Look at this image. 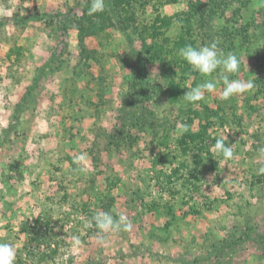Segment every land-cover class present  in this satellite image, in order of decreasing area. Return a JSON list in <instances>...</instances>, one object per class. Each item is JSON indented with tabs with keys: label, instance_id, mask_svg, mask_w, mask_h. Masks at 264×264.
Wrapping results in <instances>:
<instances>
[{
	"label": "rangeland",
	"instance_id": "1",
	"mask_svg": "<svg viewBox=\"0 0 264 264\" xmlns=\"http://www.w3.org/2000/svg\"><path fill=\"white\" fill-rule=\"evenodd\" d=\"M210 1L89 15L90 0H0V242L15 264H264V0ZM212 42L252 90L222 100L221 70L179 56ZM205 80L215 90L187 102ZM101 212L131 229L99 233Z\"/></svg>",
	"mask_w": 264,
	"mask_h": 264
},
{
	"label": "clouds",
	"instance_id": "2",
	"mask_svg": "<svg viewBox=\"0 0 264 264\" xmlns=\"http://www.w3.org/2000/svg\"><path fill=\"white\" fill-rule=\"evenodd\" d=\"M105 10V0H90L88 14L103 12ZM179 56L196 72L202 76H211L217 70H221L220 81L222 82L221 99L229 100L233 96L242 95L252 90L255 85L252 80L231 79V74L239 71V60L233 53H224L218 49L217 44H210L194 47L191 44L179 50ZM216 88V81L205 80L203 83L188 89L184 94V99L189 103H196L204 98L205 92H212ZM187 131V126L184 127ZM216 156L225 160L233 158L234 153L231 146L225 143L223 138H217L214 144ZM264 154V147L259 149ZM86 159L85 154L74 157V163L78 166ZM258 174H264V167L258 169ZM94 226L99 233L128 231L132 225L124 215L118 218L108 212L97 213L92 217ZM17 255L16 247L11 243L0 242V264H15Z\"/></svg>",
	"mask_w": 264,
	"mask_h": 264
},
{
	"label": "trees",
	"instance_id": "3",
	"mask_svg": "<svg viewBox=\"0 0 264 264\" xmlns=\"http://www.w3.org/2000/svg\"><path fill=\"white\" fill-rule=\"evenodd\" d=\"M128 1V2H127ZM133 1H135V0H133ZM149 1V0H148ZM168 1H170V0H168ZM211 1H214V0H211ZM210 1V2H211ZM223 2H227V3H229V2H231V0H222ZM116 2H117V4H121V5H124V4H129L130 5V3L132 4V2H130L129 3V0H116ZM163 19H158V18H153L152 19V21H151V23H150V25L152 26V27H154L155 28V26H156V24L158 23H160L161 21H162ZM91 28L93 29V31L94 30H96L95 29V26L94 25H91ZM211 28H213V27H211ZM79 30H81L80 28H79ZM152 31H150L151 33V36H152V32H153V29H151ZM94 32H97V31H94ZM153 37V36H152ZM82 36L79 38L80 40H82ZM154 38V37H153ZM153 45H156V43H151V45H148V44H146V43H144L143 44V47H149L150 48V54H151V56H152V59L153 58H156V57H158V56H160V54L163 52V51H165V48L163 47V46H161V45H157L154 49H153ZM169 84H171V82L169 83ZM170 86H172V85H170ZM27 90H29V88L27 89ZM169 91H171V92H175V93H177L174 89H173V87H170L169 88ZM204 108H206V109H208V107L207 106H204ZM201 134L200 133H196V134H191L190 133V138H194V140H196V139H201Z\"/></svg>",
	"mask_w": 264,
	"mask_h": 264
}]
</instances>
